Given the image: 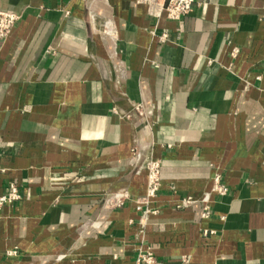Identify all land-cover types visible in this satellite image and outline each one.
<instances>
[{
	"label": "crops",
	"instance_id": "1",
	"mask_svg": "<svg viewBox=\"0 0 264 264\" xmlns=\"http://www.w3.org/2000/svg\"><path fill=\"white\" fill-rule=\"evenodd\" d=\"M0 9L19 15L0 40V194H20L0 207V264H134L145 251L264 264V0H195L178 20L134 0ZM138 141L160 161L156 215L136 208ZM216 174L227 191L211 193L207 218L180 204ZM118 192L129 199L107 205Z\"/></svg>",
	"mask_w": 264,
	"mask_h": 264
},
{
	"label": "built area",
	"instance_id": "2",
	"mask_svg": "<svg viewBox=\"0 0 264 264\" xmlns=\"http://www.w3.org/2000/svg\"><path fill=\"white\" fill-rule=\"evenodd\" d=\"M136 4L145 5L147 13L152 17H160L165 15L168 19L178 20L182 15L189 13L195 0H134ZM91 22L96 19L93 13L89 14ZM19 19V15L13 11L0 9V40H5L11 33L16 21ZM104 29H108L116 39V29L113 26V20L105 18L101 21ZM168 37L167 31L164 30L159 39L164 41ZM237 50H234L236 52ZM264 68V66H263ZM132 110L141 118L145 119V123L148 121V117L151 114L146 107L140 103L132 105ZM124 118H131L132 114L122 113ZM136 142L132 148V162L136 173L144 171L146 175V186L143 195L136 198V208L143 211L144 215H156L158 213V206L155 204L156 193L160 185V161L153 157L151 148L144 149V145ZM149 146V144H148ZM147 146V147H148ZM219 174L214 176V183L210 191H206L203 195L196 199L191 196L183 197L180 201L181 205H189L192 203H199L201 207L200 216L207 218L209 216V204L211 193L225 194L227 187L219 183ZM129 196L125 192H118L107 200L109 202L116 203L117 206H122L124 200ZM20 199V194L17 186L14 183L9 185V191L4 194H0V207L8 202H12ZM15 251L9 252L14 254ZM134 264H158L156 257L150 251L141 252L135 258Z\"/></svg>",
	"mask_w": 264,
	"mask_h": 264
},
{
	"label": "bare ground",
	"instance_id": "3",
	"mask_svg": "<svg viewBox=\"0 0 264 264\" xmlns=\"http://www.w3.org/2000/svg\"><path fill=\"white\" fill-rule=\"evenodd\" d=\"M93 22H95L96 24L98 23V22L96 21V19H94ZM105 33L107 34V36H110V37H111V34H110L109 31H108V32H105Z\"/></svg>",
	"mask_w": 264,
	"mask_h": 264
}]
</instances>
